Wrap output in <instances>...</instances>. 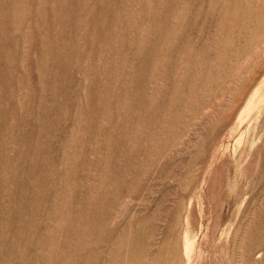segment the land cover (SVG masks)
Segmentation results:
<instances>
[{
	"label": "rangeland",
	"instance_id": "rangeland-1",
	"mask_svg": "<svg viewBox=\"0 0 264 264\" xmlns=\"http://www.w3.org/2000/svg\"><path fill=\"white\" fill-rule=\"evenodd\" d=\"M0 264H264V0H0Z\"/></svg>",
	"mask_w": 264,
	"mask_h": 264
}]
</instances>
